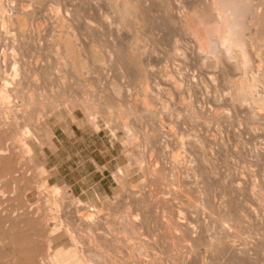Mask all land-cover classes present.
<instances>
[{
	"label": "bare ground",
	"instance_id": "1",
	"mask_svg": "<svg viewBox=\"0 0 264 264\" xmlns=\"http://www.w3.org/2000/svg\"><path fill=\"white\" fill-rule=\"evenodd\" d=\"M83 1L85 3V0H83ZM147 1L148 0H102V2H103L102 4L105 5V7L107 8V11L102 12V9H101V11L99 9V11H98L99 15L96 14L97 17L99 16V18H97L96 15H94V17L97 18L95 20L94 17L91 19V18H88V16H87L88 14L87 15L83 14V15L87 16L86 19L84 20V22H85L84 26H86V29H88L89 31L92 29L93 30L98 29L101 26L103 27L104 24L108 25V27H111L110 28L111 31L109 30L111 32V34H110L111 36H109L108 38L113 37L112 35H114V38H113L114 40L112 39V41H114L112 44L113 47H111V48L107 47L108 49H110V51L108 54H107V52H105V54H107V55H105V54H103V55H105V58H107L106 61L110 62V64L109 63L108 64L109 65L113 64V67L117 71H119L122 75H124L123 77L128 76V77H130V79H132L131 83H129V91L127 93V111H125V113L129 117L130 121H132V122H137V121H142V120L143 121H152V122H157V121H163L164 122L165 121L166 123L169 122L172 124V122H176V123L185 122L186 123L185 120L194 121L195 119H202L205 121L204 122L205 125L207 124V122L209 120L217 121V125H218L219 122H221L223 124V123L229 122L233 119L242 121L241 117H245L244 121H245V123H247L246 117H248L249 119L252 120V122L253 121L254 122L262 121V125H263V122H264V0L259 1V3L257 2L258 5L254 4V2L256 3V1L253 2V0H170L171 5L169 7H165V8L161 7L158 9H151V8L147 7ZM1 2H3L4 5H7L10 3L8 0H7V2H4L3 0H1ZM60 2H62V0ZM93 2L97 3V0L96 1L93 0ZM64 4H65V2H64ZM88 4H89V2H88ZM91 4L92 3L90 2V5ZM102 4H101V6H102ZM11 5H12V3H11ZM59 5H61V4H59ZM73 5H75V4H73ZM65 7H66V4H65ZM105 7L103 8V6H102L103 9H105ZM89 11H90V8H89ZM65 12H66V14L64 17H66V16L69 17L68 15L71 12L68 13L67 9H65ZM98 12H96V13H98ZM56 13H59V9H56ZM52 17H53V15H52ZM56 17L59 18L57 15H56ZM110 17H112L113 19H111ZM24 18L25 19L27 18L26 9H25V6L20 3V4H18V8L15 11L14 16L13 15L11 17L7 16V17H5V19H3V21L6 20V23L7 22L8 23L13 22L15 24L21 25L22 19H24ZM164 18H168L167 23L163 22L159 25V27L157 26V28H156L155 25H156L157 21L159 20L162 22V20H160V19H164ZM109 19H111V20H109ZM150 19L156 20V21L152 20L153 22H156L153 25L156 28L155 32H154L155 29H153V34L155 35L156 39L154 38L152 40H154V41L157 40V42L152 41L150 38L151 34L149 31L150 29L148 28L149 27L148 24L150 23L149 22ZM56 22H58V21H56ZM56 22H54V23H56ZM153 22H151V24ZM58 24H56V26ZM64 24H65V22H64ZM71 25H72V23H71ZM112 25H113V29H112ZM54 27H55V25H54ZM67 27H68V25H67ZM150 27H151V25H150ZM99 29H101V28H99ZM104 29H105V27H104ZM106 29H107V27H106ZM51 30H53V29H51ZM61 31H63V30H61ZM102 31L100 30V32H102ZM104 32H106V30H104ZM91 34H89V35H91ZM5 35H7V34H5ZM5 35H4V37H5ZM95 35H96V33H95ZM102 35H104V40L108 41V42L104 41L103 44H105V42H106L107 43L106 45H108L109 39L106 38V36H105L106 33L102 34ZM108 35L109 34H107V36ZM52 37L54 38V35H52ZM93 37H92V39H94ZM84 40H86V39H84ZM123 40L126 41V44H124L122 42ZM12 41H13V39H12ZM16 41H18V40H16ZM165 41H167L171 44V53L170 54L163 53V51H161L159 46H158V43L162 44ZM51 42L53 44L52 38L50 39L49 43H51ZM77 42L80 43L81 40H79ZM20 43H18L19 46L24 44L25 42H23L22 44H20ZM52 44H50V45L48 44V45L52 46L51 48H52V50H54L55 58L52 56L54 58V62L50 61V63H49V59H48V61H47L49 63L48 66H46V65L44 66L43 64L39 65L38 63H35V65L38 64V65H36L35 71H33L35 69V65L33 66L34 69H32V70L30 69L31 67H29L30 72L33 71L31 73V80L27 79L28 81H31L30 84H28V82H25L26 80H24V79H26V77L27 78L29 77L28 75H30V72H28V68L27 69L22 68V67H24V68L27 67V66L25 67V65H24L25 62L23 63L22 57L24 55L22 57L20 56L21 59H18V60H21V62L23 63V64L20 63L22 65V67H21L23 69L22 70L20 68L21 65L19 64L20 61H18V64H17V65H19V67L18 66L17 67L20 69H18L15 66V64L17 63V60L14 61L12 59V57L15 56L12 54L13 56L10 57L12 59V61H10L11 59L9 58L10 60L8 62L11 63V66L10 65L9 66L11 67V69H12L11 71L13 72V74L10 75L9 77L7 76V74H5L6 75V76H4L5 79H2L3 80L2 81L3 87L1 86L2 91L0 93V106H1V108H3L2 109L3 112L1 109L0 110L3 113V116L0 120V142L6 143L7 142L6 140L17 139L18 140L17 142L19 143V144L18 143L17 144L19 145V149H20L19 152H21V154H23L24 157H27L28 161H29V159L34 160L36 162V166L39 167L38 170L40 169V172H39L40 177L39 178L36 177V178H38V180L34 184H29L30 182H28V184H27V181H26V183L23 185V187L21 186L20 191L17 190V191H19L18 192L19 194L17 192H16L18 194L17 196L14 194L16 197H19V202H20V204L22 203V206L20 205L19 207L22 209H21L20 214L19 215L17 214L18 217L15 219H13L15 215L13 216V218L12 217L11 218H8V217L3 218L2 224L4 226V229H5V227L7 228L6 233H8L5 235V237H7L8 242H10L14 245H17L16 247H18V248H16V249H18V252H19L18 258L19 259H25V260L31 259L33 261L32 264H166L169 261L168 257H158V256L153 255L150 258V256H148L147 253L153 247L149 243L142 242L143 240L142 241L138 240V234L140 233L139 230L147 224L148 218L150 219V216L147 217V215L144 213V211L141 210L144 208L141 207V204H140L141 202L139 201V199L135 198L136 199L135 204L140 202L138 204H140L139 206L141 208L140 207L136 208L135 212H133V210H132V212H130L126 216L125 219H121V224H120L121 227L125 230V232L133 235L134 239H136V242H137L136 245L138 246L139 253H137V254L133 253L132 256L131 255L128 256L129 254H126V256L122 257L121 259L118 258L119 261H116L115 259H112V258H114V256L111 257V255L103 252L102 247L101 248L98 247L99 250H97L96 246L91 247V243L93 240H96L97 238H100V237L105 238V237L111 236L110 234L113 232V230H115V225H116L117 221H116V219H114V217H110L112 215L108 214L109 211L107 210L108 211L107 213H102V211L100 209H98V207H96V205H94V203H92L90 201H86L84 203L80 202L77 198H75L72 188H70L67 184L61 186V188H59V186H55V185H54V188L53 187L51 189L47 188L49 186V184H48L49 180L45 179L46 177L42 178V174H43V172H45L43 169L44 166L41 165V163L38 161V159L34 155L32 143H33L35 138L37 140H39V138H40V136H39L40 133H38L39 131H45L47 133L50 132L49 127H48L47 117L51 116L52 114H55L54 112L56 109L54 110V107L52 109L51 108L52 106H50V108L52 110L51 109H48L49 111L46 110L48 113H45L44 114L45 116L40 117V119L38 120L39 125H34V126L32 125L31 126L28 123L29 111L26 110V107L30 104V99L32 100L31 94H28L29 91H27L28 95L26 97V102L25 103L24 102L19 103V101H20L19 99L23 98V97L18 96L17 92L20 90L22 91L23 82L26 83V84L25 83L24 84H25L27 89H28V87L31 88V90L37 88L38 87L37 85H40L38 83L41 81V79H37L38 78L37 76L39 74L44 75L48 71H52V73L55 75V80H57L59 84H61V85L64 84L65 74L67 73V70L69 67L71 69L72 68L71 66H75V64L77 63L76 62L77 58H75L74 54L71 53L70 42L65 40L64 36H63V40L61 42L56 41V43H54L53 45ZM80 44L82 45V43H80ZM84 44H85V42H84ZM84 44H83V47L87 46ZM94 44H95V42H94ZM77 45H75V46H77ZM95 45H97V44H95ZM19 46L17 45L16 47L17 48H20V47L23 48V46H20V47ZM16 47H14V45H13L12 50ZM37 47L35 45V48H37ZM77 47L79 48V46H77ZM78 48H77V51H79ZM80 48H81V46H80ZM59 49H61L62 51L60 52ZM83 49L85 50V48H83ZM106 50L107 49H105V51ZM77 51L75 50V52H77ZM80 51H81V49H80ZM83 51H82V53H84ZM80 53H77V54H79V56H81ZM85 56L88 57V54ZM89 56H91V55H89ZM15 58L17 59L16 56H15ZM59 58H61L62 61L59 60ZM82 58L84 59L85 57H82ZM82 58H80V59H82ZM46 59H47V57H46ZM57 59L61 62L56 61ZM88 59H91V57ZM86 60H87V58H86ZM103 60H105V59H103ZM90 61L92 62L93 59ZM82 62L83 61H81L80 63H82ZM88 62H89V60H88ZM111 62H112V64H111ZM41 63H42V61H41ZM88 64H90V62ZM102 64L101 65L99 64L100 67L102 66ZM105 64L108 65L107 63H105ZM76 65H81V64H76ZM29 66H30V64H29ZM81 67H83L82 69L85 70V73H88V69H87L88 66H86V62H84V64ZM91 67L92 68H90L91 70H89V71H93V66L91 65ZM73 69H75V67ZM73 69H72V71H73ZM115 69H113V71ZM24 70L25 71L27 70L28 73L24 72ZM78 70L80 71V69H78ZM75 71H76V69H75ZM105 71H106V68H105ZM107 72L108 71H106V73ZM25 73L28 75L26 76ZM49 73H51V72H49ZM73 73H75V72H73ZM82 73H84V72H82ZM93 73L90 72V73H88V75L90 74V76H91ZM100 73H99V75L102 76V74L104 72L101 74ZM79 74L81 75V73H79ZM41 75H39V76H41ZM110 75H111V72H110L109 76ZM84 76H86V74ZM90 76L87 79H90ZM93 76H94V74H93ZM70 77L72 78L73 75ZM108 77L106 78L107 80L109 79ZM112 77H114V76H112ZM112 77H110V78L115 83L116 78L113 79ZM66 78H69V77L67 76ZM94 78L95 77H93V82H94ZM101 78H104V77H101ZM74 79H76V78H74ZM38 80H39V82H37ZM68 80L69 79H67L66 83H68ZM73 80L69 83L72 84ZM107 80L105 81V83L107 82L106 85L108 84V81H109V80L108 81ZM48 81H50V80H48ZM91 82H92V80H91ZM102 82H104V81L102 80ZM73 84H75V83H73ZM94 84H95V82H94ZM100 84H102V83H100ZM103 85H105V84L103 83ZM110 85H113V84H110ZM162 85L165 86L164 87V94L165 95L164 94L161 95V96H164L163 97L164 100H161L159 97H157L159 93L156 94L157 96H155V94H154V92H155L154 89H157L156 87H160ZM41 86H40V88H41ZM54 86H56V85H54ZM20 87L22 89H20ZM66 87H69V86H66ZM95 87H96V85H95ZM108 87H109V85H108ZM72 88H73V86L71 87V89ZM63 89H65V87ZM108 90H110V87L108 88ZM93 91H91V92H93ZM117 91H116V93L119 92V91L118 92ZM161 91H162V89H161ZM161 91H160V93H161ZM68 92H70V91H68ZM68 92H66V93H68ZM110 92H111V90H110ZM34 93H36V92H34ZM56 93H58V92H56ZM81 93L79 95H81ZM88 94H90V93H88ZM61 95H63V94L61 93ZM86 95L87 94H85L84 96L87 97ZM111 95H112L111 97L113 98L114 97L113 94H111ZM75 96H76L75 98L77 99L78 95H75ZM54 97H56V96H54ZM70 97L72 98L73 95ZM80 97L81 96H79V98ZM109 98H110V96H109ZM112 98H111V100H112ZM114 98H113V100L115 101ZM23 99H25V98H23ZM60 99H62V100L61 101L59 100L60 102H58V104L55 103L56 106L54 104L53 105L55 106V108L56 107L58 108L61 106V108H65V110H66V108L69 107L68 106V104H69L68 100L66 98H63V96ZM84 99H86V98H84ZM100 99H102V98L100 97ZM100 99H98V100H100ZM103 99H106V98L103 97ZM181 99L183 101H187V103L184 104V102H183L182 103L183 105L181 104V105H179V107H176L175 101H177V103H180ZM27 100H28V102H27ZM98 100H97V102H98ZM108 100H110V99H108ZM87 101H89V100H87ZM106 101H107V99H106ZM85 102L86 101H84L83 104H85ZM95 102L93 105H95ZM73 103L74 102H72V104ZM86 103L91 104L90 102H86ZM49 104L51 105V103H49ZM74 104H77V101ZM83 104H81V105H83ZM114 104H115V102H114ZM34 105H36V104H34ZM105 105H107V102ZM19 106H21L20 109H19ZM48 106H46V107H48ZM95 106L97 107V105H95ZM101 106L103 107V105H101ZM120 106H121V104H120ZM173 106L175 108H173ZM96 107H92V104H91L90 108H94V111H95ZM77 108H78V106H77ZM101 108H99V109L101 110ZM97 109H98V107H97ZM27 111H28V113H27ZM57 111H59V110L57 109ZM68 111H72V109H69ZM83 111H84V109H83ZM88 111H90V110L88 109ZM88 111H86V113H88ZM97 111H95V112H97ZM106 111H108V110H106ZM120 111L122 113L124 111V109H122ZM89 113H88V115H89L90 125L92 126V128L95 131L98 132L100 130V127L98 124L97 117L95 116L96 114L95 113L89 114ZM114 113L116 114V112H114ZM10 114H12V117ZM106 114H107V112H106ZM98 115H100V114H98ZM119 115H120V113H119ZM100 116H104V113ZM112 116H113V114H112ZM112 116H110V118H112ZM124 117H125V115H124ZM35 118H37V117H35ZM17 119L18 120L20 119V121H17ZM239 121H237V123ZM17 123H18V126L16 125ZM108 123H110V121L107 122V125H108ZM118 123L121 124L120 120ZM250 123H251V121H250ZM120 124H118V126ZM179 124H181V123H179ZM209 124L210 123H208V127L210 126ZM162 125H164V123H162ZM167 125L169 128L172 127L171 130H173L174 124H172L171 127L168 123H167ZM229 125H230V123H229ZM232 125H230V126H232ZM260 125H261V123H260ZM121 126L122 125H120V127ZM230 126H229V128H230ZM236 126L237 125H235V127ZM127 127H128V125L126 123L123 124L124 129L125 128L127 129ZM247 127H248V125H247ZM117 128L118 127H116L115 129H117ZM155 128H157V129H155L154 131H149V132H148V130L145 131L144 135L149 137V138H151L153 136L155 137V135H160V136L166 135L167 130L166 131L162 130L163 127L161 128V126H160V127H155ZM180 128H182V127H180ZM111 129H112V127H111ZM230 129H232V128H230ZM252 129H254V128H252ZM192 130L194 131L197 129H192ZM200 130H202V132ZM200 130L199 131L197 130V132H199L201 134L200 137L204 136V137H207V139H209L208 137H210V136L212 137L213 135H215V134H211V132H210L211 129H208L207 127L204 130L203 129H200ZM257 130H258V127H257ZM183 131L186 134L185 129ZM183 131L181 133H183ZM193 131H191V132H193ZM233 132L235 133V130ZM236 132L238 133L237 130H236ZM169 133H167V136ZM181 133L180 134L178 133V136L182 135ZM187 133H189V132H187ZM190 133H189V137H190ZM243 133H244V131H243ZM246 133H247V131H246ZM48 134H49V136L47 135V137H45V140L43 139L45 141L44 143H47V145L49 144L48 147L51 146L53 148L54 144H53L52 140L50 139V137H52V133L50 132ZM175 134H177V132ZM167 136H165V137H167ZM182 136H184V135H182ZM250 136H251V134H250ZM253 136H254V133H253ZM255 136H256V133H255ZM181 138L183 139V137H181ZM214 138L215 137H213V139ZM255 138H258V137H254V139ZM248 140H250V139H248ZM251 140L253 142V139H251ZM4 141H6V142H4ZM11 142H14V141H11ZM11 142H10V145H11ZM169 142H170V140H169ZM183 142H186V141L183 140ZM187 144H185V145H187ZM191 144H194V143H191ZM12 145L9 146L8 143L0 145V171H5V172L13 171L16 167V164H17L16 162H17V157L19 155V152L17 151V153H16L15 147H17V146H14V148H15L14 149L12 147ZM255 145L257 146V147H255V150L253 151L255 160L257 162L258 161L261 162V164L263 165V168H264V150L257 149L259 147V145H257V144H255ZM163 146H165V145H163ZM199 146H200V144H199ZM245 146H246V144H245ZM247 146H246V148H247ZM251 146H253V145H251ZM193 147L195 149L197 148V147H195V145H193ZM200 147H202V145ZM216 147H217V144H216ZM160 148L162 149V147H160ZM54 149H56V148L54 147ZM184 149H186V148H184ZM191 150H193V149H191ZM251 151H252V149H251ZM189 152L190 151H188V154H189ZM234 152H235V150H234ZM197 153H198V150H197ZM241 153H242V149H241ZM247 153H248V151H247ZM167 155H168V157H170L169 153ZM232 155H233V153H232ZM238 156H240V154ZM22 157L20 156V159ZM186 157H188V156H186ZM192 157L191 158L189 157L190 159L189 158L186 159L184 157L181 158L179 154H176V156H174V157L172 156V158L171 157L168 158V161L171 159L169 162H173V164L176 166L174 167L173 164L170 163L172 165V166L170 165L172 167V169H171V167H167L166 170L170 169V170H172L173 173H174L173 170H175L177 168H179V170L180 169L184 170V169L188 168V164H186V161H188L187 163H189V162L191 163V161H193ZM243 157H245V156H243ZM250 157H251V155H250ZM23 159H22V161H23ZM135 161H136V164L139 165L140 161L139 162H137V160H135ZM19 162H21V161L19 160ZM258 166L260 167V165H258ZM138 167L141 168V165H139ZM18 168H19V166H18ZM152 169H155V168L153 167ZM162 170H164V169H162ZM176 171L177 170H175V172ZM187 171H188V169H187ZM147 172H150V170ZM167 172H169V170ZM172 172H171V174H172ZM181 172L185 173V171H181ZM162 173H164V172H162ZM178 173H179V171H178ZM197 173H196L197 176H195V173H193L194 174L193 176L196 177V179H193V180H195L194 181V185H195L194 188L196 187V190L194 188H192V190L194 189V191L199 195H198V198H196V200L194 199L195 201H192L193 199L192 200L190 199V202H193V206L197 210H200L198 212H201L202 214L205 215L204 218H206V219H202V220H204V224H203V227L200 228V231L198 230L199 228L196 229L197 227H194V225L192 224V221H191L192 219H190L189 217H187L184 214L186 211H188L187 209L184 208V206H187L188 204H186L184 206L182 205L183 209H181L182 207H179V206H181V205H179L178 207L180 208V210H178V211H174V206H171L169 204L171 207H173V212H171V210H169V207L166 206L167 203L163 202L162 204H159L161 206L159 207V212H158V215L156 218V222H157L156 223L157 224L156 231L160 234V237H159V234L155 231L158 234L157 236L161 240H163V236L168 238V240H171V242H172L171 249H173L176 245L177 246L179 245V246H183L185 248V251H186V252L184 251L185 254L182 253L183 255L180 256V258L171 259L170 260L171 263L172 264H264V229H260V228H262L261 225L263 224L262 223L263 219H262V217L259 216V213H258L259 211L256 212L255 209L251 205L247 204V202H249L247 200V198H245V197H244V199L241 198V195H243L242 184L240 182L236 183L233 186V189L230 193V196H227V194L222 190L221 195L220 194H219V196L216 195L219 197L218 199H216L217 197H215L214 195H209L210 193L208 191L209 190L208 187L212 186L209 184H210V179L213 177V176L211 177V175H213V174H211L209 172V169H207V168L206 169L203 168V169L199 170L198 174ZM220 173H221V171H220ZM261 173H264V171H262V172L260 171V175H261ZM151 174L153 176H155L154 172H151ZM180 174H182L184 176L183 173H179V175ZM186 174L187 173H185V175ZM21 175H19V176H21ZM23 175H24V172H23ZM159 175H160V173H159ZM183 176H182V178H183ZM0 177H3V175L2 176L0 175ZM29 177H30V174H29ZM113 177H114V180L116 181V183L121 185V187L126 185L127 176L125 175V172L123 171L122 168H117L116 171L113 172ZM152 178L153 177L150 178V181L153 182L154 178L153 179ZM161 178H163V177H161ZM164 178H165V176H164ZM167 178L170 179L171 176H170V178L169 177H167ZM172 178H173V176H172ZM176 178H175L176 181H177V179L180 181V178H177V179ZM232 178H233V176H232ZM254 178H256V177L254 176ZM262 178H264L263 175H262ZM0 179H3V178H0ZM20 179H21V177H20ZM213 179H214V177H213ZM25 180H28V178ZM155 180H156V178H155ZM255 180H254V182H255ZM190 182H188L189 183L188 184L189 190H191V187H192V186H190V184H191ZM235 182H237V181H235ZM259 182H261V180ZM259 182H257V184ZM178 183H180V182H178ZM213 183H214V181H213ZM262 183H264V182L262 181ZM182 184H183V182H182ZM182 184L179 186H182ZM228 184H230V183H228ZM255 184L254 183L250 184L249 196H252L253 194L254 195L252 197L257 196L258 200L256 199V201H257L258 205L261 206V203L263 202L262 193H256L255 192V187H256ZM8 185H10V183ZM155 185H157V183ZM214 185L215 184H213L212 187L215 188L217 186V184H216V186H214ZM232 185L233 184H231V186ZM4 186L5 185H2V187H1V185H0V205L1 206H3V205L8 206L7 202L9 200V198H7L6 195L9 194L8 193L9 191L7 190L8 192L6 194V192L4 190ZM219 186L222 187L221 185H219ZM219 186H218V188H220ZM259 186H262V185H259ZM12 187H13V185H12ZM262 187H264V184ZM13 188L16 189V187H13ZM186 189H184V190H186ZM148 190H150V189H148ZM182 190H183V188H182ZM215 190H213V191H215ZM244 190H246V189H244ZM32 191L34 192L37 201L40 200L43 203V207H44L43 209H44L45 213L40 212V211H42V208L39 209L41 207V205L39 207L37 204H36V206H30L29 203L26 204L27 203V197L29 196V193ZM218 191H220V190L218 189ZM195 192L191 191V194H194ZM216 192H217V190H216ZM4 193L6 195H4ZM181 193L183 194L184 192H181ZM149 194L150 193L148 192V195ZM232 194H234L236 197L233 198ZM161 195H163V193ZM141 196H142V194L139 197L141 198ZM180 196H182V195H180ZM190 197H193V196L190 195ZM196 197H197V195H196ZM231 197H232V199H231ZM63 199L67 200L66 206L63 205ZM142 199H143V197H142ZM182 199H181V201H182ZM16 200H18V198ZM162 200H164V199H162ZM188 200H189V198H188ZM184 201H182V202H184ZM103 202H104V206L106 207V209H109L108 205H109L110 201L105 200ZM17 204H18V202H17ZM184 204H185V202H184ZM189 207H190L189 210L193 209V207L191 208V205ZM4 209H5V206H4ZM103 209L104 208L102 207V210ZM184 209L186 210L185 212L182 211ZM214 209H216L215 210L216 212L213 213ZM9 210H11V209L9 208ZM46 210L48 211L47 214H46ZM261 210L264 212L263 207L261 208ZM1 211H3V210H1ZM6 211H8V210H6ZM10 212H12V211H10ZM260 215H262V214H260ZM190 217H193V215H190ZM199 217L202 218V215H200ZM247 219H248V221H247ZM199 220L200 219H198V221ZM202 220H200V221H202ZM153 221H154V219H153ZM251 221L258 224L259 227L260 226L261 227L259 228V227H257L258 225H256L257 228H255L252 231H249V230H247L249 226H247V228H244V230L245 229L246 230L243 232L236 231L238 224H243L244 222H251ZM214 223H217L218 228L215 226L217 229L213 226ZM254 223H252V224L254 225ZM198 224H200V223L198 222ZM244 224H243V226H244ZM214 225H216V224H214ZM200 226H201V224H200ZM212 226L216 230L214 228H212ZM154 229H155V227H154ZM250 229H253V226ZM145 234H147V233H145ZM82 235L83 236L85 235V237L87 236L86 244L81 241L82 240L81 238H80V240L78 239L79 236H82ZM140 235H143V233ZM67 242H68V244H67ZM155 243H157V241H155ZM98 244H100V243H98ZM201 247L203 248V250H200ZM175 249H176V247H175ZM0 250L2 251L4 249L0 248ZM180 253H181V251H180ZM191 254L194 256L191 257L190 256ZM25 260H24V262H25ZM29 262L30 261H28V264H30Z\"/></svg>",
	"mask_w": 264,
	"mask_h": 264
},
{
	"label": "rangeland",
	"instance_id": "2",
	"mask_svg": "<svg viewBox=\"0 0 264 264\" xmlns=\"http://www.w3.org/2000/svg\"><path fill=\"white\" fill-rule=\"evenodd\" d=\"M3 1L7 2V0H3ZM8 1L10 3L7 4V5H4V3L1 2V0H0V3H1L0 4V93L2 91L1 86L3 85V82H2L3 80L2 79H5V77H4V76H6L5 74H7L8 77L13 74V72L11 71L12 69L10 67L11 63L8 62L11 59L10 58L11 56L15 55L17 57V59L15 58V56L12 57V59L14 61L17 60V63L15 64L16 67L17 66L19 67V65H17L18 61H20L19 64L20 63L23 64L25 62L24 65H25V67L26 66L27 67L24 68L20 64L21 65L20 68L21 67L23 69H27L28 68V72H30V69L31 70L34 69L33 66L35 65V63H38L39 65L43 64L44 66L45 65L48 66L50 61L54 62L55 53H54V50H52V48H51L52 46H49L50 44H52V42L49 43L51 38H52V41H53V44H54V43H56V41H60L61 42L63 40V36H64V39L70 42V51H71V53H73L75 58H77L76 59L77 60L76 64H81V65H76L75 64V66H71L72 67L71 69H70V67L68 68V70H67L68 74L67 73L65 74V82L63 84L64 86L59 84L58 81L55 80V75L52 73V71H48V72H46V74H44V75L42 74L43 76L41 74H39L41 76H39V75L37 76L38 77L37 79H41V81L40 82H39V80L37 81V82H39L38 84H40V85H37L38 87L35 88L36 90L35 89L31 90V88H29V87H28V89H29L28 90L26 88V86H25V84H26L25 82H28V84L31 83V81H28L27 79L31 80V73L36 70V65H38V64H36L35 65V69L32 72H30V75L25 73V75L26 76L28 75L30 78L29 77L27 78L25 76L26 79H24V80H26V81L23 82V85H22L23 89L21 88L22 87L21 86L20 89H22V91L21 90L20 91L17 90L18 91L17 95L25 98V99H23V98L19 97L20 98L19 99L20 100L19 103H23V102L25 103L27 95L31 94L32 100L30 99V104L26 107V110H28L29 113L31 112L29 114L28 111H27V113H28V123L31 126L32 125L33 126L34 125H39L38 120L40 119V117H43V116H45L44 115L45 113H48L46 110L51 109V108L53 109V107H54V110L56 109L55 112H54L55 114L51 115L52 117L51 116L47 117L49 131L52 133V137H50V139L52 140V142L54 144V147L56 149H54V147L52 148L51 146L48 147L49 144L47 145V143H44L45 142L44 141L45 137H47V135L49 136L48 133H50V132L47 133L45 131H39L38 132V133H40L39 134L40 138L38 137L39 140H37L35 138L36 140L34 139V141L32 143V148H33L34 155L36 156L38 161L41 163V165L44 166L43 169H44L45 172H43L42 178L46 177L45 179L49 180L48 181L49 186L47 188L48 189H51L52 187L54 188V185L55 186H59V188H61V186L67 184L70 188H72L75 198H77L80 202L84 203L86 201H90V202L94 203V205H96V207H98V209H100L102 211V213H107L109 211L108 214L112 215L110 217H114V219H116V221H117L116 225H115V230H113V232H112L113 234L111 233L110 234L111 236H108V237H105V238H101L100 237V238H97L96 240H93L92 243H91V247H95L96 246L97 250H99L98 247H100V248L102 247V249H103L102 251L107 253V254H109V255H111V257L114 256V258H112V259H115L116 261H119L118 258L121 259L122 257L126 256V254H129L128 256H130V255L132 256L133 253H136V254L139 253L138 246L136 245L137 244L136 239H134L133 235L128 234L127 232H125V230L121 227L120 224H121V219H125L126 216L130 212H132V210H133V212H135L136 208H139L140 207L139 205L141 204V207L144 208V209H141V210L144 211V213L147 215V217L150 216V219L148 218V222H147L148 225L146 224L143 228H141L139 230L140 233L138 234V240H141V241L143 240L142 242L149 243L153 247L152 249H150L151 251L149 250L148 253H147L148 256H150V258L153 255L158 256V257H168L169 261L166 264H172L171 261H170L171 259L180 258V256L185 254L186 251H185V248L183 246H179V245L175 246L176 249H175V247L173 249H171V245H172L171 240H168V238H166L165 236H163V240H161L159 238L160 234L156 231V229H157L156 218H157V215H158V212H159V207L161 206L159 204H162L163 202L167 203L166 206L169 207V210H171V212H173V207H171V206H174V211H178V210H180L179 207H182L181 209H183L184 205H186V204L189 205L190 204L191 208L193 207V209L189 210L190 209V207H189L190 205L189 206L187 205V206H184V208L187 209L188 211H186L185 209L182 210V211H184V212L186 211L184 214L187 217H189L190 219H192L191 220L192 224L194 225V227H197L196 229L199 228L198 230L200 231V228H202L203 224H204V220H202V219H206V218H204L205 217L204 214H202L201 212H198L200 210H197L193 206V202H190V199L191 200L193 199L192 201H195L196 198H198V195H199V194H197L194 191V189L196 190V187L194 188V186H195L194 185V181L195 180H193V179H196V177L193 176L194 175L193 173H195V176H197L196 173L197 172L199 173V170H201L203 168L209 169V172L211 174H213V175L210 174L211 177L212 176L214 177V179H213V177L212 178L210 177L211 179H210V184L209 185L213 186V184H215L214 186H216V184H217V186L215 188L212 187V186L208 187V189H209L208 191L210 193L209 195H214L215 197H217L216 199H218L219 198L218 197L219 194L221 195V191L223 190L227 194V196H230V193H231V191L233 189V186L236 183L240 182L242 184V186H243V189H242L243 195H241V198L242 199H244V197L247 198V200L249 201V202H247V204L251 205L255 209L256 212L259 211L258 212L259 216L262 217V219H263V221H262L263 224L261 225L262 228H260L261 226L259 227L258 224H256V223L251 221V222H244L245 223V224L243 223L244 226H243V224H238V226L236 228V231L243 232V231L246 230V229L244 230V228H247V226H249L250 228H252V226H253V229H250L248 227L247 230H249V231H252V230H254L257 227H259L260 229H264L263 228L264 227V212L261 210L262 207L264 209V187H262L263 184H264V183H262V181L264 182V178H262V175L264 176V173H261V175H260V171L261 172L264 171V168H263V165L261 164V162H259V161L257 162L255 160V157H254V154H253V151L255 150V147H257L255 144L259 145V147L257 149L264 150V146H263L264 145V142H263L264 141V130H263L264 129V127H263L264 126V122H263V125H262V121H259L261 123V125H260L259 122H254V121L252 122L251 119L246 117L247 118L246 119L247 123H245V121H244L245 117H241L242 121L233 119L234 121L231 120V121L223 123V124L221 122H219L218 125H217V121L209 120L207 122V124H206L207 126H206L205 123H204L205 122L204 120L195 119L194 121L185 120L186 123L185 122H178V123L172 122V124H174L173 125V130H171L172 124L167 122L170 125V127H171V128H169L165 121L164 122L163 121L152 122V121H143L142 120V121L132 122V121H130L129 117L125 113V111H127V93L129 91V83H131L132 79H130V77H128V76L123 77L124 75H122L119 71H117L113 67L112 62H111L112 65H109L110 62L106 61L107 58H105V55H107L109 53V51H110V49H108L107 47H109V48L113 47L112 44L114 42V41H112V39L114 38V35H112L113 37L108 38L109 36H111L110 35L111 34V32H110L111 31L110 30L111 27H108V25L104 24L105 26L103 25V27L102 26L99 27L101 29H99V28L98 29H94L96 31L95 32L93 29L89 31L88 29H86V26H84L85 25L84 20L86 19L87 16H88V18L92 19L94 17V15H96V14L99 15V12H98L99 9H100V11L102 9V12L103 11H107V8L105 7V5L102 4L103 3L102 0H97V3L96 2L94 3L93 0L92 1L91 0L90 1L89 0L88 1L85 0V3H84L83 0H69L70 2L68 0L67 1L66 0H62L63 3L60 2L61 0H8ZM254 1H256V3ZM259 1H261V0H253L254 4H257V5H258ZM64 2L66 4V7H65ZM88 2H89V4H88ZM90 2L92 3L91 5H90ZM11 3H12L13 6L11 5ZM20 3L25 6L27 18L26 19L25 18L22 19L21 25L15 24L13 22H10V23L7 22L6 23V20H4L5 21L4 22L3 19H5V17H7V16L11 17L12 15L14 16L15 11L18 8V4H20ZM100 3L102 4L103 8L105 7V9L102 8ZM59 4H61V5H59ZM73 4H75V5H73ZM170 5H171L170 4V0H148L147 1V7L151 8V9H158V8H161V7L165 8V7H169ZM89 8H90V11H89ZM56 9H59V13H56ZM65 9H67L68 13L71 12L68 15L69 17H67V16L64 17L65 14H66ZM96 12H98V13H96ZM83 14H86V15L88 14V15L86 16V15H83ZM52 15H53V17H52ZM56 15L59 18H57ZM97 15H96V17H97ZM96 17H94L95 20L97 18H99V16L97 18ZM110 18L113 19L112 17H110ZM111 19H109V20H111ZM152 20L156 21L154 19H152ZM152 20L150 19V21H149L150 23L148 24V26H149L148 28L150 29L149 31H150V34H151V35L149 34L151 36L150 37L151 40L155 38V35L153 34V29H155L154 30V32H155L157 26L159 27V25L161 23H163V22L167 23L168 18L160 19V20H162V22L158 20L159 21V22L157 21L158 24L156 22H153ZM56 21H58V22H56ZM54 22H56V23H54ZM64 22H65V24H64ZM151 22H153V23L151 24ZM71 23H72V25H71ZM155 23H156V25H155L156 28L153 26ZM56 24H58V25L56 26ZM54 25H55V27H54ZM67 25H68V27H67ZM150 25H151L152 28L150 27ZM104 27H105V29H104ZM106 27H107V29H106ZM102 28L104 30H106V32H104V30ZM51 29H53V30H51ZM112 29H113V25H112ZM61 30H63V31H61ZM100 30L101 31L103 30V31L100 32ZM94 32L96 33V35H95ZM105 33H106V35H105L106 38L109 39V44L108 45H106L107 44L106 42H108V41L104 40V35H102V34H105ZM5 34H7V35H5ZM89 34H91V35H89ZM107 34H109V35L107 36ZM4 35H5V37H4ZM52 35H54V38L52 37ZM91 36L92 37L94 36L93 37L94 39H92ZM12 39H13V41H12ZM84 39H86V40H84ZM16 40H18V41H16ZM79 40H81L80 43H82V45L77 42ZM104 41H106L105 44H103ZM152 41H154V40H152ZM23 42H25L26 44L25 43L22 44ZM84 42H85V44H84ZM94 42L97 45H95ZM122 42L124 44H126V41L123 40ZM154 42H157V40H155ZM18 43L22 44L20 46H23V48L20 47ZM83 44L87 45V46L83 47ZM13 45H14V47H16L18 45L20 48L16 47V48H14L12 50ZM35 45H36V47L37 46L38 47L35 48ZM75 45L79 46V48L81 46V48H80L81 51ZM158 46H159L160 50L163 51V53H166V54H170L171 53V44L169 42L165 41L162 44L158 43ZM77 48H78L79 51H77ZM83 48H85V50ZM105 49H107V50L105 51ZM75 50L77 52H75ZM59 51L61 52L62 50L59 49ZM82 51L84 53H82ZM105 52H107V54H105ZM77 53H80V55L82 57H85L84 58L85 60L81 56H79V54H77ZM87 54H88V57L85 56ZM103 54H105V55H103ZM89 55H91V56H89ZM20 56L21 57L23 56L22 57L23 58V63L21 62V60H18V59H21ZM46 57H47V59H46ZM90 57H91V59H88ZM80 58H82V59H80ZM86 58H87V60H86ZM12 59L10 61H12ZM48 59H49V63L47 62ZM92 59H93L94 62L90 61ZM103 59H105V60H103ZM59 60H61V58H59ZM59 60L57 59L56 61H59ZM88 60H89L90 64H88L89 63ZM41 61H42V63H41ZM61 61H59V62H61ZM79 61L80 62L83 61V62L80 63ZM84 62H86V66L89 67V68L87 67L88 73H90V72L93 73L94 72L93 73L94 76H93V74L91 76H90V74L88 75V73H85V70L82 69L83 67H81V66L84 64ZM105 63H107V64L109 63V64L106 65ZM29 64H30V66H29ZM99 64L100 65L102 64L103 67L102 66L100 67ZM91 65L93 66V71H89V70H91L90 68H92ZM29 67H31V68L29 69ZM74 67H75L76 71H75V69H73ZM20 68H18V69H20ZM77 68L80 69V71ZM105 68H106V71H108L107 73L105 71ZM72 69H73V71H72ZM113 69H115V70L113 71ZM24 72H27V70L26 71L24 70ZM49 72H51L53 75L51 73H49ZM73 72H75V73H73ZM78 72L81 73V75ZM82 72H84V73H82ZM100 72L101 73L104 72L103 73L104 75L103 74H102V76L99 75ZM110 72H111V75L114 76V77H112L111 75L109 76ZM85 74H86L87 77L84 76ZM66 75L69 78H66L67 77ZM72 75L76 79H74L73 77L71 78L70 76H72ZM89 76H90V79H87V78H89ZM93 77H95L94 78L95 84L93 82ZM101 77H104V78H101ZM107 77L109 78L108 79L109 81L106 79ZM110 77H112L113 79L116 78L115 83ZM67 79H69L68 83H66ZM71 79L75 80V81L73 80L72 84L69 83V82L72 81ZM48 80H50V81H48ZM91 80H92V82H91ZM102 80L104 82H102ZM106 80L108 81L107 85H106L107 82L105 83ZM87 81L88 82L90 81V82L88 83ZM73 83H75V84H73ZM100 83H102V84H100ZM103 83L105 85H103ZM110 84H113V85H110ZM54 85H56V86H54ZM65 85L69 86V87H66ZM95 85H96L97 88L95 87ZM108 85L110 87L111 92H110V90H108V88H109ZM40 86H41V88H40ZM72 86H73V88H72L73 90L71 89ZM64 87H65V89H63ZM164 87L165 86L162 85L160 87H156L157 89H154L155 90V92H154L155 96H157L156 94L159 93L160 95L158 94L157 97H159L161 100H164V98H163L164 96H161V95L164 94ZM161 89H162V91H161ZM90 90L91 91L94 90V91L91 92ZM159 90L161 91L162 94L160 93ZM27 91H29V93ZM68 91H70V92H68ZM116 91L118 93H116ZM34 92H36V93H34ZM56 92H58V93H56ZM60 92L63 95H61ZM66 92H68V93H66ZM80 93H81V95H79ZM88 93H90V94H88ZM110 93L113 94V96L115 97V98L113 97L115 99V101L111 97L112 95ZM85 94H87L86 95L87 97L84 96ZM72 95H73V97L71 98L70 96H72ZM75 95H78L77 96L78 100L75 98L76 97ZM37 96L38 97L40 96V97L38 98ZM54 96H56V97H54ZM62 96H63V98H66L68 100V102H69V104H68L69 107H67L66 110H65V108H61V106L58 107V108L57 107L55 108L56 104H58V102H60L62 100V99H60ZM79 96H81L82 98L81 97L79 98ZM99 96L102 99H100ZM109 96H110V98H109ZM103 97L106 98L107 101H106V99H103ZM84 98H86L89 101H87ZM97 98L100 99V100H98ZM111 98H112V100H111ZM108 99H110V100H108ZM97 100H98V102H97ZM76 101H77V104H74ZM84 101L90 102L92 104V107H96L95 105H97L98 109L96 107L95 111H97V110L98 111L95 112L94 108H90L91 104H87L86 102H85V104H83ZM180 101H181L180 103H177V101H175L176 107H179V105H181L183 102H184V104L187 103V101H183L182 99ZM27 102H28V100H27ZM72 102H74V103L72 104ZM94 102H95V105H93ZM106 102H107V105H105ZM114 102H115V104H114ZM49 103H51V105ZM34 104H36V105H34ZM81 104H83V105H81ZM120 104H121V106H120ZM76 105L78 106V108H77ZM101 105H103V107ZM46 106H48V107H46ZM50 106H52V107L50 108ZM20 108H21V106H19V109ZM99 108H101V110ZM173 108H175V107L173 106ZM0 109L2 110L3 108H1V106H0ZM57 109L59 111H57ZM67 109L68 110L72 109V111H68ZM83 109H84V111H83ZM88 109L90 111H88ZM122 109H124V111L121 113L120 110H122ZM1 110H0V120H1V118L3 116V113H2L3 110H2V112H1ZM106 110H108V111H106ZM86 111H88V113L90 112V113H95L96 114L95 116L97 117L98 124H99V127H100V130L98 132L95 131L92 128V126L90 125L89 115H88V113H86ZM106 112H107V114H106ZM114 112H116L117 115ZM103 113H104V116H100ZM119 113H120V115H119ZM98 114H100V115H98ZM112 114H113L114 117L112 116ZM10 115L12 117V114H10ZM124 115H125V117H124ZM110 116H112V118H110ZM35 117H37V118H35ZM118 119L120 120L121 124L118 123L119 122ZM121 119L122 120L124 119V120L122 121ZM105 120L107 122L110 121V123H108L109 126L107 125V122ZM17 121H20V119L19 120L17 119ZM237 121H239V122L237 123ZM250 121H251V123H250ZM112 122L114 124L116 123L115 124L116 126ZM18 123L16 124L17 126H18ZM122 123L123 124L126 123L128 125L127 129L123 128V124ZM162 123H164V125H162ZM179 123H181V124H179ZM208 123H210L209 127H208ZM229 123H230V125H232V124L233 125L230 126ZM118 124H120L122 126L120 127V125L118 126ZM235 125H237V126L235 127ZM247 125H248V127H247ZM160 126H161V128L163 127L162 130H164V131L167 130L166 131L167 133H169V132L170 133L172 132V133L171 134L169 133L168 136H167V133H166L165 136H167V137H165L163 135L165 138L162 135L161 136L160 135H155V137L153 136L151 138H149V137L144 135L145 131H147V130H148V132L149 131H154L155 129H157L155 127H160ZM229 126H230V128H232V129L234 128V129L233 130L230 129ZM111 127H112V129H111ZM116 127H118V128L115 129ZM180 127H182V128H180ZM206 127L208 129H211V131H210L211 134H215L212 137L211 136L208 137L210 140L207 139V137H204V136L200 137L201 134L199 132H197V130L198 131L200 129L204 130ZM257 127H258V130H257ZM252 128H254V129H252ZM182 129L183 130L185 129L186 134L184 133V131ZM192 129H197V130L193 131ZM234 130H235V133L233 132ZM236 130L238 131V133L236 132ZM175 131L177 132V134H175L176 133ZM182 131H183L184 134L181 133ZM191 131H193V132H191ZM200 131L202 132V130H200ZM243 131H244V133H243ZM246 131H247V133H246ZM187 132H189V133L191 132L190 133V137H189V133H187ZM178 133L179 134L181 133L184 136H182V135L178 136ZM253 133H254V136H253ZM255 133H256V136H255ZM250 134H251L252 137L250 136ZM181 137H183V139ZM213 137H215V138L213 139ZM254 137H258V138H255L256 139L255 140ZM248 139H250V140H248ZM251 139H253V142H252ZM169 140H170V142H169ZM183 140L186 141V142H183ZM6 141H4V142L8 143L9 146H11L13 144L12 145L13 148H14V146H17L18 148L15 147L16 149L15 148L14 149L16 150V153H17V151L19 152L20 149H19V145H18L19 143L17 142L18 141L17 139H13V140L10 139V140H6ZM11 141H14V142H11ZM10 142H11V145H10ZM6 143L0 142V145L1 144H6ZM187 143L188 144L190 143V144L188 145ZM191 143H194V144H191ZM198 143L200 144V146L202 145V147H200ZM185 144H187V145H185ZM216 144H217V147H216ZM245 144H246V146L247 145L248 146L250 145V146L249 147L247 146V148H246ZM163 145H165V146H163ZM193 145H195V147H197L196 149L198 150V153H197V150L193 147ZM251 145H253V146H251ZM159 146L162 147V149ZM183 147L186 148V149H184ZM191 149H193L194 151L191 150ZM241 149H242V153H241ZM251 149H252V151H251ZM234 150H235V152H234ZM188 151H190L189 154H188ZM247 151H248V153H247ZM168 153H169L171 158H172V156L173 157L176 156V154H179L181 158L184 157L186 159L189 158V157L191 158L193 156L192 157L193 161H191V163L189 162L191 165L189 163H187L188 161H186V164H188V168H186L184 170L183 169L179 170V168H177V169L174 168L175 170H177L176 171L177 173L175 172V170H173L174 171V173H173L172 170H170V169L166 170L167 167H171L172 166L171 164H173V162H169L171 159L168 161V158H170L167 155ZM232 153H233L234 156L232 155ZM239 154H240V156H238ZM250 155H251L252 158L250 157ZM20 156L21 157L23 156V157L20 159ZM186 156H188V157H186ZM243 156H245V157H243ZM22 159H23V161H22ZM19 160L21 162H19ZM135 160H137V162L140 161L139 165H141V168L138 167L139 165L136 164ZM34 162L35 161L31 160V159H29V161H28V158L24 157V155L21 154V152H19V155L17 157V162H16L17 164H16V167H15V169L17 168L16 170L14 169L13 170L14 172L13 171H7V172L0 171V175L1 176L3 175V177H0V178H3V179H0V185H1V187H2V185L6 186V187L4 186V190H5L6 194L9 191L8 192L9 194L6 195L4 193V195H6L7 198H9V200H10V201L8 200V202H7L9 207L7 205H3V206L0 205V217H1L0 218V248L4 249L2 251L0 250V264H25V263L28 264V261H30L29 262L30 264L33 263V261L31 259H26L25 260V259H19L18 258L19 252H18V249H16L18 247H16L17 245H14V244L8 242L7 237H5V235L8 234V233H6L7 232V230H6L7 228L5 227V229H4V226L2 224V220H3L4 217L5 218H7V217L8 218H11V217L13 218L14 215L15 216H14L13 219H15L20 214L22 208H20L19 206L20 205L22 206V203L20 204L19 197H16V196L19 194L18 192L20 191L21 186L23 187V185L26 183V181H27V184H28V182H30L29 184H34L38 180V178L40 177V173H39L40 169L38 170L39 167H37L36 166V162L35 163ZM258 165H260V167ZM18 166H19V168H18ZM173 166L175 167L176 165L173 164ZM153 167L155 169H152ZM117 168H122L123 171L125 172V175L127 176V180H126V185L125 186L121 187V185L117 184L116 181L114 180L113 172H115ZM161 168L164 169V170H162ZM148 169L150 170V172H147V171H149ZM171 169H172V167H171ZM187 169H188L189 172L187 171ZM168 170H169V172H167ZM178 171H179V173H183L184 176L182 174L179 175ZM181 171H185V173H187V174L185 175V173L181 172ZM220 171H221V173H220ZM23 172H24V175H23ZM151 172H154L155 176H153L151 174ZM162 172H164V173H162ZM171 172H172V174H171ZM159 173H160V175H159ZM29 174H30V177H29ZM19 175H21V176H19ZM160 176L163 177V178H161ZM164 176H165V178H164ZM166 176L169 177V178L171 176V178L168 179ZM172 176H173V178H172ZM182 176H183V178H182ZM232 176H233V178H232ZM254 176L257 179L254 178ZM20 177H21V179H20ZM36 177H38V178H36ZM151 177L154 178V179L152 178L153 182L150 181ZM176 177L180 178V181ZM24 178L25 179L28 178V180H25ZM155 178H156V180L158 179L157 180L158 182L155 180ZM175 178L177 179V181L175 180ZM254 180H255V182H254ZM260 180H261V182H259ZM181 181L183 182V184H182ZM187 181L188 182L191 181L190 182L191 183L190 186H192L191 190H189V185H188L189 183ZM213 181H214V183H213ZM235 181H237V182H235ZM178 182H180V183H178ZM257 182H259V183L257 184ZM9 183H10V185H8ZM156 183H157V185H155ZM228 183H230V184H228ZM251 183H254V184L256 183L255 184L256 185V187H255V192L256 193H262L263 202L261 203V206L258 205V203L256 201V199L258 200L257 196L252 197L254 194L252 196H249V188H250V184ZM181 184H182V186H179ZM231 184H233V185L231 186ZM12 185H13V187H16V189L13 188ZM219 185H221L222 187H220ZM259 185H262V186H259ZM218 186L220 188H218ZM182 188H183V190H182ZM192 188H194V189L192 190ZM148 189H150V190H148ZM184 189H186V190H184ZM215 189L217 190V192H216ZM218 189L220 191H218ZM244 189H246V190H244ZM17 190H19V191H17ZM179 190L180 191L182 190L181 192H184V193L182 194ZM211 190L212 191L215 190V191L212 192ZM191 191L195 192L196 194L195 193L191 194ZM148 192L150 193L149 195H148ZM160 193L161 194L163 193V195H161ZM141 194H142V196L140 198L139 196ZM180 195H182V196H180ZM190 195L193 196V197H190ZM196 195H197V197H196ZM216 195H218V196H216ZM232 196H233V198L236 197L234 194H232ZM142 197H143V199H142ZM187 197L189 198V200H188ZM17 198H18V200H16ZM135 198L139 199V201L141 203L137 201L140 204L136 203L137 204L136 205L135 204V202H136ZM162 199H164V200H162ZM181 199H182V201L185 202V204H184V202L181 201ZM231 199H232V197H231ZM105 200H109L110 201V203L108 205L109 209H106V207L104 206V202L103 201H105ZM17 202H18V204H17ZM28 203H29L30 206H36V204H37L40 207V205H41V207L39 209L42 208V211H40V212H44L45 213V211L43 209L44 208L43 207V203L40 200L37 201L33 191L30 192L29 196L27 197V203L26 204H28ZM66 204H67V200L63 199V205L66 206ZM179 205H181V206H179ZM4 206H5V209H4ZM102 207L104 208L103 210H102ZM9 208L11 210H9ZM1 210H3V211H1ZM6 210H8V211H6ZM192 210L193 211L195 210L194 211L195 213ZM215 210L216 209H214V211L212 210L213 213L216 212ZM10 211H12V212H10ZM10 213L11 214L13 213V214L11 215ZM47 213H48V211L46 210V214ZM260 214H262V215H260ZM190 215H193V217H190ZM200 215H202V218L199 217ZM153 219H154V221H153ZM198 219H200L202 221H200V220L198 221ZM247 221H248V219H247ZM198 222L201 224V226H200V224H198ZM252 223H254V225ZM214 224H216V225H214ZM214 224H213V226L214 227L216 226L218 228L217 223H214ZM256 225H258V226L256 227ZM213 226H212V228H214ZM154 227H155V229H154ZM155 231L159 234V237L157 236L158 234ZM142 233H143V235H140ZM145 233H147V234H145ZM82 236H79L78 239L80 240V238H81L82 239L81 241L86 244L87 236L85 237V235H84L83 236L84 238ZM155 241H157V243H155ZM97 242L100 243V244H98ZM67 244H68V242H67ZM200 250H203V248L201 247ZM180 251H181V253H180ZM190 256L192 257L194 255L191 254ZM24 260H25V262H24Z\"/></svg>",
	"mask_w": 264,
	"mask_h": 264
}]
</instances>
